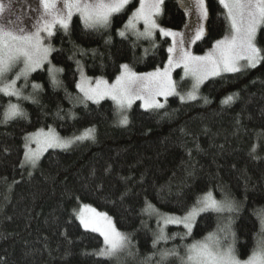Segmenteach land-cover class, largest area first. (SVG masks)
Returning <instances> with one entry per match:
<instances>
[{
	"label": "trees",
	"instance_id": "1",
	"mask_svg": "<svg viewBox=\"0 0 264 264\" xmlns=\"http://www.w3.org/2000/svg\"><path fill=\"white\" fill-rule=\"evenodd\" d=\"M206 1L207 33L194 48L200 54L228 29L219 0ZM137 5L139 0H133L102 31L85 30L78 15L72 18L69 34L57 28L51 38L57 51L51 59L63 69L58 76L62 86L51 85L48 68L36 71L32 78L42 85L34 94L37 103L0 94V116L9 100L20 103L27 113L0 124V264H116L91 254L103 245V237L80 224L75 211L81 204L110 214L115 225L130 235L132 250H139L126 263L141 264L154 251L157 232L156 216L142 213L145 200L159 212L183 215L196 195L208 190L217 199L226 191L239 203L238 214H232L235 246L241 258L252 248L259 228L253 210L264 209V64L207 80L194 101L182 102L173 95L158 110L145 109L138 101L127 125L118 123L113 100L81 102L75 86L80 73L75 60L69 59L74 45L96 50V55L75 57L94 78L113 81L124 63L137 72L167 63L170 38L157 35L153 47V41L117 34ZM159 21L182 29L187 15L178 0H164ZM258 44L264 47V29ZM230 94L238 96L222 103ZM49 127L63 136L94 127L95 139L67 150L49 149L34 170L21 168L26 134ZM254 144L258 147L253 155ZM217 220L215 213H203L183 243L160 242L158 248H185L212 232ZM168 231L183 234L185 229L172 225ZM166 264L180 260L170 257Z\"/></svg>",
	"mask_w": 264,
	"mask_h": 264
},
{
	"label": "snow or ice",
	"instance_id": "2",
	"mask_svg": "<svg viewBox=\"0 0 264 264\" xmlns=\"http://www.w3.org/2000/svg\"><path fill=\"white\" fill-rule=\"evenodd\" d=\"M186 14L195 15L196 21L185 24V30L176 31L163 28L157 23L164 0H139L128 17L124 28L118 29L117 34L127 39L132 35L136 40L153 41L154 34L159 31L161 36L170 37L171 44L167 48V63L161 69L138 73L127 64L120 65V74L111 84L107 80L97 77H86L81 60L77 55L85 57L89 53L96 55L95 49H84L74 45V51L69 59H74L80 80L76 88L82 94V101L99 103L105 97L111 98L117 108L120 125L128 124L126 109L130 108L134 99H143V107L149 110L163 109L165 105L156 99L157 96L167 98L170 95L179 96L182 102L194 101L198 97L200 86L209 77L220 76L222 73H241L255 69L264 64V47L257 44L258 32L264 29V0H219L225 9L224 18L227 22V34L213 44L204 55H194L189 45L200 40L205 34L201 21L208 18L205 0H178ZM19 0H0V94L16 97L20 100L38 101L34 95L24 96L22 88L27 87L31 73L48 64L49 81L53 87L62 86L58 73L63 69L53 65L49 59L52 52L57 51L51 45V38L57 28L69 34L72 17L78 15L85 30L102 31L108 29L112 18L125 11L131 0H32L31 13L25 19L16 14L15 5ZM143 23V31L137 24ZM108 41H106L107 43ZM147 53V49L145 50ZM22 65V67H21ZM183 67L184 76L192 80L191 88L185 94L177 91V82L172 79V70ZM19 69L18 71L16 69ZM14 75H11L12 73ZM23 79L25 84L17 87V81ZM182 80L184 77L181 78ZM42 85L32 83L33 93L41 89ZM140 93H143L141 95ZM238 94H230L222 103L229 104ZM205 98V103H207ZM167 115V113H165ZM27 113L20 103H9L5 106L0 124H7L18 118H25ZM184 132V129H181ZM95 139V128L85 129L80 135L61 137L54 129L43 128L26 134L23 144V159L21 168L35 169L43 154L49 148L67 150L75 143ZM35 144V147L32 145ZM258 145L254 144L251 154H255ZM254 158H256L254 156ZM109 165L105 171L109 172ZM31 175V172H29ZM91 176H95V170ZM127 179V178H125ZM222 198L217 200L213 190L197 194L193 203L188 206L183 216L161 214L159 210L145 200L142 213L157 216V232L152 241L153 252L143 257L141 264H166L170 257H176L180 264H264V209H254L253 215L259 222L258 230L253 234V246L245 258L235 246V232L232 230L234 220L231 215L238 214L240 207L230 193L222 191ZM123 198V194H122ZM85 209L91 213L88 215ZM203 213H215L218 217L216 228L202 240H193L185 246L181 256L177 248L159 249L161 241L174 239L177 234L169 236L166 228L170 224H182L185 229L184 239L192 234L196 218ZM77 216L85 230L91 229L103 237V245L91 254L107 258L119 264L122 256L135 257L137 249L132 250V243L127 233L121 232L115 226L107 213H98L94 208L85 205ZM158 257V259H157Z\"/></svg>",
	"mask_w": 264,
	"mask_h": 264
},
{
	"label": "rangeland",
	"instance_id": "3",
	"mask_svg": "<svg viewBox=\"0 0 264 264\" xmlns=\"http://www.w3.org/2000/svg\"><path fill=\"white\" fill-rule=\"evenodd\" d=\"M133 0H131V2H132ZM205 3H206V6H207V9H208V4H207V1L205 0ZM163 5H164V3L162 4V6H161V13H160V15L162 14V11H163ZM31 6H32V0H19V3H17L16 5H15V7H14V11L16 12V14L17 15H19V16H21V17H24L25 19L27 18V16H30V15H32V13H31ZM137 7H138V5H137ZM74 15H76V14H74ZM73 15V16H74ZM160 15L156 18L157 19V23L161 26V27H163V28H170V27H165V26H163L161 23H160V21H159V17H160ZM187 15V22L186 23H188V24H191V23H193V22H195L196 21V19H197V17L195 16V15H188V14H186ZM73 18V17H72ZM208 19H209V9H208V18L206 19V20H203V21H201V23H203V25H204V28H205V34L207 33V25H208ZM143 23L142 22H140V23H138L137 24V28L140 30V31H143ZM123 29V28H122ZM121 29V30H122ZM171 29H173V30H176V31H183V30H185V26L182 28V29H174V28H171ZM260 32V31H259ZM259 32H258V35H257V44H258V36H259ZM205 34H204V36H205ZM157 35H160L161 36V34L159 33V31H157L155 34H154V39H156V37H157ZM130 36H132V35H130ZM203 36V37H204ZM134 37V36H133ZM163 37V36H162ZM202 37V38H203ZM167 38H170V37H167ZM201 38V39H202ZM171 39V38H170ZM222 39V38H221ZM140 40H144V39H140ZM199 40H197L195 43H193V44H191V45H189L188 47H189V49H190V51L192 52V54H194V55H204L205 53H202V54H200V53H197L196 51H195V44L198 42ZM51 42V41H50ZM258 46H259V44H258ZM49 59H50V61H51V63L53 64V65H55L53 62H52V59H51V55H50V57H49ZM56 67H58V68H60L59 66H57V65H55ZM21 67H22V65H21ZM49 67V65L48 64H45L44 65V67L43 68H41V69H44V68H48ZM164 67V66H163ZM163 67H160L161 69L163 68ZM83 68V67H82ZM17 71L19 70L18 68L16 69ZM38 70H40V69H37V71ZM155 70V69H154ZM154 70H151V71H154ZM177 70H180V73H179V75H177ZM83 71H84V73H85V75H86V77H89V78H92L93 79V82H94V80H95V78L94 77H92V76H89L87 73H86V71H85V69L83 68ZM135 71V70H134ZM151 71H146V72H151ZM36 72V71H35ZM35 72H33V73H31L30 74V76H29V78H28V81H27V87H24V88H22V94L24 95V96H28V95H34L37 91H39V89L38 90H36V92L35 93H33V89H32V83H38V84H40L39 82H37V81H35L33 78H32V76H33V74L35 73ZM137 72V71H136ZM146 72H138V73H146ZM15 73L13 72L12 74H10V76L11 75H14ZM222 74H224V73H222ZM172 79L174 80V81H176L177 82V91L178 92H180L181 94H185L188 90H190V88H191V84H192V80H191V78L190 77H185L184 76V69H183V67H179V68H174L173 70H172ZM58 76H59V73H58ZM182 77H184V79L182 80L181 78ZM217 77V76H216ZM100 78H103V77H100ZM211 78H213V77H209L208 79H206L204 82H203V84L200 86V89H199V93H198V97H197V99L201 96V93H202V88H203V85L205 84V82L207 81V80H209V79H211ZM103 79H105V80H107L108 81V83L109 84H111V83H113L114 81H115V79L113 80V81H110V80H108V79H106V78H103ZM79 80H80V75H79ZM25 84V81L23 80V79H21V80H18L17 81V87L18 88H20L21 86H23ZM141 95H143V93H140ZM171 96H173V95H170V96H168L167 98H165V97H163V96H157L156 97V99L157 100H159V102L160 103H163L164 105L167 103V99L169 98V97H171ZM16 98V97H15ZM105 99H110V100H112L111 98H109V97H105L104 99H102V100H105ZM102 100H100V101H102ZM138 101H140L141 102V104L143 105V103H144V100L143 99H134L133 100V103H132V105H131V107L130 108H128V109H126V115H127V117H128V121H129V112H130V110H131V108L133 107V105L136 103V102H138ZM13 103H16V102H13ZM118 119H119V117H118ZM45 131H47V129L48 128H43ZM52 129H54V128H52ZM55 130V129H54ZM56 131V130H55ZM35 132V131H34ZM57 132V131H56ZM58 133V132H57ZM59 134V133H58ZM61 137H70V136H63V135H61V134H59ZM78 135H80V134H78ZM76 144V143H75ZM75 144H73L72 146H74ZM72 146H70V147H72ZM32 147H35V144H33L32 145ZM69 147V148H70ZM49 149H54V148H49ZM48 149V150H49ZM55 149H61V148H55ZM46 153V152H45ZM44 153V154H45ZM43 154V155H44ZM43 157V156H42ZM41 157V158H42ZM31 169V168H30ZM31 170H34V169H31ZM216 198V197H215ZM217 199V198H216ZM217 200H220V199H217ZM85 205H88V206H90V208H94L93 206H91V205H89V204H81L80 206H79V209H77L76 211H75V214H76V216H77V213L81 210V209H83L84 208V206ZM95 210H96V212H98V213H107V212H104V211H101V210H98V209H96V208H94ZM85 212L88 214V215H91V213L90 212H88V210L87 209H85ZM160 213L161 214H171V215H175V216H177V217H179V216H183V215H180V214H173V213H165V212H161L160 211ZM107 215L109 216V217H111V219H112V221L114 222V218L110 215V214H108L107 213ZM229 215H231V218H232V214H229V213H225L224 214V216H229ZM154 216H156V215H154ZM77 218H78V216H77ZM156 218V222H157V216L155 217ZM198 218V217H197ZM197 218H196V220H197ZM79 219V218H78ZM114 224H115V222H114ZM183 226L182 224H180V225H176V224H170V225H168L167 226V228H166V232H167V234L169 235V236H172V233H170L169 231H168V229H169V227L170 226ZM116 226V225H115ZM194 226H195V224H194ZM194 226H193V228H192V232H193V230H194ZM117 227V226H116ZM117 229H119L118 227H117ZM89 230H91V229H89ZM121 232H123V233H127V232H124V231H122L121 229H119ZM157 230V229H156ZM232 230L234 231V229H233V227H232ZM235 232V231H234ZM175 234H177L176 236H175V238L174 239H169V240H167V241H161V242H163V243H168V242H174V241H176V242H180V243H183V241L181 240V236H184V234H185V232L183 233V234H178L177 232H174ZM173 233V234H174ZM129 235V234H128ZM129 237H130V235H129ZM203 239V238H202ZM202 239H200V240H202ZM235 240H236V236H235ZM191 244V243H190ZM184 249L185 248H181L180 249V246L178 247V250H179V252H180V255L181 256H183L184 255ZM127 256H122L121 257V260H120V264H127L126 263V261H128L127 260ZM243 259V258H242Z\"/></svg>",
	"mask_w": 264,
	"mask_h": 264
}]
</instances>
